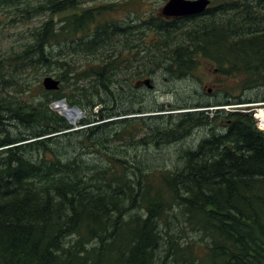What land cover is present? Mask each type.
Wrapping results in <instances>:
<instances>
[{"label": "trees", "instance_id": "trees-1", "mask_svg": "<svg viewBox=\"0 0 264 264\" xmlns=\"http://www.w3.org/2000/svg\"><path fill=\"white\" fill-rule=\"evenodd\" d=\"M101 1L0 0V33L27 24L0 52V264H264V132L251 111L264 95H244L264 88V0H209L173 19L145 15L149 0ZM201 61L222 100L116 112L126 81L185 79ZM62 99L83 113L78 128L52 109ZM201 128L173 168L127 155ZM85 142L98 156L79 152Z\"/></svg>", "mask_w": 264, "mask_h": 264}, {"label": "rangeland", "instance_id": "rangeland-1", "mask_svg": "<svg viewBox=\"0 0 264 264\" xmlns=\"http://www.w3.org/2000/svg\"><path fill=\"white\" fill-rule=\"evenodd\" d=\"M121 2L123 0H103L101 2ZM167 0H149L148 4L144 6L145 15L154 14L157 15L161 7ZM120 20L124 17V14H118ZM0 19L4 20V14H0ZM7 29L9 31L0 33V52L9 49L10 47H16L19 43L18 40L21 38L20 33L26 32L27 24L21 23L15 19L14 22L11 20H6ZM38 20H34L32 24H36ZM210 66L207 62L201 61V64L197 66L195 71L192 73V76H188L185 79L181 80H167L163 73L162 69H159L155 74L151 76H145L140 80L126 81L129 86H132L130 93H123L119 95L120 104L118 111L129 109H137L140 106L143 108L151 109L152 114L147 115H159L170 113L168 111L160 112L159 109L168 110L169 106L171 109H178L182 104H196V103H205L213 102L223 99L222 93H219V90L222 86L218 83L219 78L215 76V73L208 71ZM52 73H57L53 67ZM145 79H150L152 84V89H148L145 85L142 84V81ZM125 83V82H124ZM247 98H261L264 95V88L257 91H248L245 94ZM118 97V98H119ZM58 102V101H57ZM57 102L53 103V110L59 115L63 116L71 126L78 128V122L84 118L83 113L79 110L77 112V121L75 124H71L66 116L62 113V107L67 106V103H58L60 109L57 108ZM254 108L252 114L256 117L255 114L258 111L262 110L264 112V104H253ZM73 107V106H72ZM69 107V108H72ZM226 110H229V107H225ZM224 109V110H225ZM166 116V115H165ZM262 122H258V124ZM162 127H165L162 123ZM260 128V125H259ZM262 129V128H261ZM264 132V131H263ZM143 132L142 134H144ZM138 135L135 139H139ZM209 131L205 128L194 130L187 138L182 141L172 142L168 144H162L159 146H136L134 148H126L127 155L132 157L135 160L140 161L144 166H149L151 168H173L178 166L181 163L180 155L183 150L189 148H195L198 142L207 137ZM73 144L76 145V141L73 140ZM86 147L80 148L79 152H82L84 156L96 157L97 153H91V150L95 151L101 147L98 144L95 146H89V142H85ZM118 148H125L124 144L121 142L113 143ZM88 146V147H87Z\"/></svg>", "mask_w": 264, "mask_h": 264}, {"label": "water", "instance_id": "water-1", "mask_svg": "<svg viewBox=\"0 0 264 264\" xmlns=\"http://www.w3.org/2000/svg\"><path fill=\"white\" fill-rule=\"evenodd\" d=\"M208 5L209 0H167L161 7L159 13L166 19L183 18L203 13ZM142 84L148 89H152L150 79L143 80ZM41 85L45 91H57L60 86V81L52 76H45L41 80ZM60 102L66 104L65 100L63 99L57 103ZM70 109L79 111L76 106H73Z\"/></svg>", "mask_w": 264, "mask_h": 264}, {"label": "bare ground", "instance_id": "bare-ground-1", "mask_svg": "<svg viewBox=\"0 0 264 264\" xmlns=\"http://www.w3.org/2000/svg\"><path fill=\"white\" fill-rule=\"evenodd\" d=\"M60 103H63V102H60ZM77 112L79 113L78 110L70 109L67 106H63L62 107V113H63V115L67 117V119L69 120V122L71 124H75L76 123V121H77ZM258 116L262 119V121H264V113H263V111H259L258 112Z\"/></svg>", "mask_w": 264, "mask_h": 264}, {"label": "flooded vegetation", "instance_id": "flooded-vegetation-1", "mask_svg": "<svg viewBox=\"0 0 264 264\" xmlns=\"http://www.w3.org/2000/svg\"><path fill=\"white\" fill-rule=\"evenodd\" d=\"M158 15L160 16V18H162V15H160V13H158ZM207 70L210 71L211 73H212V72L215 73V72H214L215 69H214L213 67H208Z\"/></svg>", "mask_w": 264, "mask_h": 264}, {"label": "built area", "instance_id": "built-area-1", "mask_svg": "<svg viewBox=\"0 0 264 264\" xmlns=\"http://www.w3.org/2000/svg\"><path fill=\"white\" fill-rule=\"evenodd\" d=\"M259 122H262L261 120H259ZM260 128L264 129V123L262 122V124L260 123Z\"/></svg>", "mask_w": 264, "mask_h": 264}]
</instances>
